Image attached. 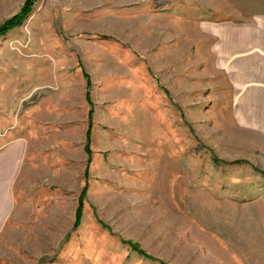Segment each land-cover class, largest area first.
I'll return each instance as SVG.
<instances>
[{
  "label": "rangeland",
  "instance_id": "rangeland-1",
  "mask_svg": "<svg viewBox=\"0 0 264 264\" xmlns=\"http://www.w3.org/2000/svg\"><path fill=\"white\" fill-rule=\"evenodd\" d=\"M25 2L0 0V24ZM261 13L34 0L0 37V264H264V143L213 108L191 42Z\"/></svg>",
  "mask_w": 264,
  "mask_h": 264
},
{
  "label": "crops",
  "instance_id": "crops-1",
  "mask_svg": "<svg viewBox=\"0 0 264 264\" xmlns=\"http://www.w3.org/2000/svg\"><path fill=\"white\" fill-rule=\"evenodd\" d=\"M192 28L211 105L253 143H264V13L247 20H200ZM11 161H4L7 170Z\"/></svg>",
  "mask_w": 264,
  "mask_h": 264
},
{
  "label": "trees",
  "instance_id": "trees-1",
  "mask_svg": "<svg viewBox=\"0 0 264 264\" xmlns=\"http://www.w3.org/2000/svg\"><path fill=\"white\" fill-rule=\"evenodd\" d=\"M34 0H26L24 5L21 7L20 11L13 15L11 18L6 20L4 23L0 24V37L5 35L10 30L16 28L19 26L26 18L30 15L32 8H33ZM89 135L90 131L89 129L86 132V144H85V152L90 155L89 150ZM89 162V160H88ZM87 176V175H85ZM83 202L82 200L79 202L77 210L75 212V227L78 226L80 222V216L82 211ZM134 250H137L141 255L146 256L143 252L139 251L138 248L134 247Z\"/></svg>",
  "mask_w": 264,
  "mask_h": 264
}]
</instances>
